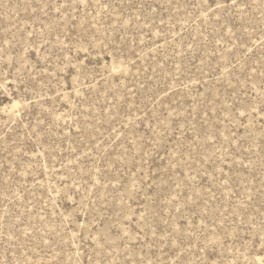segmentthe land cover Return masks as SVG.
Returning a JSON list of instances; mask_svg holds the SVG:
<instances>
[{
    "label": "rangeland",
    "instance_id": "1",
    "mask_svg": "<svg viewBox=\"0 0 264 264\" xmlns=\"http://www.w3.org/2000/svg\"><path fill=\"white\" fill-rule=\"evenodd\" d=\"M0 264H264V0H0Z\"/></svg>",
    "mask_w": 264,
    "mask_h": 264
}]
</instances>
